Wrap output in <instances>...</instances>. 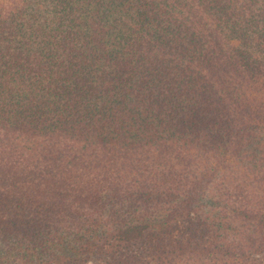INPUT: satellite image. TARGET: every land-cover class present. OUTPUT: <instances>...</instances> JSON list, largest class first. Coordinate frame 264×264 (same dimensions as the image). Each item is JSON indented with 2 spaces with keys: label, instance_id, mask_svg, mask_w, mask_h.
<instances>
[{
  "label": "trees",
  "instance_id": "16d2710c",
  "mask_svg": "<svg viewBox=\"0 0 264 264\" xmlns=\"http://www.w3.org/2000/svg\"><path fill=\"white\" fill-rule=\"evenodd\" d=\"M0 264H264V0H0Z\"/></svg>",
  "mask_w": 264,
  "mask_h": 264
}]
</instances>
